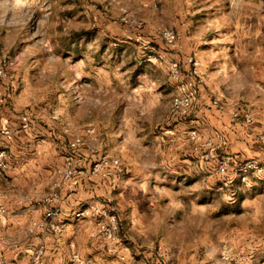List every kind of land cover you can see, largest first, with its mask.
<instances>
[{
  "label": "rangeland",
  "instance_id": "1",
  "mask_svg": "<svg viewBox=\"0 0 264 264\" xmlns=\"http://www.w3.org/2000/svg\"><path fill=\"white\" fill-rule=\"evenodd\" d=\"M166 28L178 36L174 50L158 34ZM190 56L206 84L181 116L172 102ZM3 59L16 64L2 87L0 124L14 134L0 137L9 158L0 190L10 187L13 197L60 191L69 140L90 142L86 129L94 127L92 145L121 166L109 179L88 174L100 185L91 200L122 218L127 239L132 217L148 239L163 237L150 264H264V180L236 182L234 196L220 192L198 150L218 137L203 123L220 109L214 101L223 108L235 96L264 106V0H0ZM172 61L181 79L171 75ZM24 113L33 123L21 133ZM170 254L179 259L169 263Z\"/></svg>",
  "mask_w": 264,
  "mask_h": 264
},
{
  "label": "crops",
  "instance_id": "2",
  "mask_svg": "<svg viewBox=\"0 0 264 264\" xmlns=\"http://www.w3.org/2000/svg\"><path fill=\"white\" fill-rule=\"evenodd\" d=\"M224 93L230 95L226 88ZM229 97H225V107L213 109L211 115L207 114L210 116L208 120L203 121L204 125L209 128L210 135L217 133L218 136H226L228 140L218 153L228 152L240 160L256 158L264 164V106L259 103L257 107H253L239 102L240 97L232 96L233 99ZM246 108L251 109L254 113V122L251 124L246 123L243 118L233 116L236 111ZM20 117L21 115L18 124ZM0 173L4 172L0 171ZM88 177L89 175L82 177L78 186L65 183L60 188L62 202L59 204V208L61 214L53 221H63L64 219L73 222L62 235L53 234L45 226V223L50 221L45 218L46 206L41 202L47 194L33 193L27 197H13L9 192L10 187L6 189L3 185L2 191L0 190L1 203L8 212L6 218L0 216L2 218L0 234L6 238L4 243L0 242V256H3L8 264H34V252L38 243H42L45 245L46 251L39 264H70L73 246L83 256L93 258L97 264H150L153 262L152 255L157 246L155 244L158 242L164 244V239L162 236L155 237V240L148 239L147 229L141 223L137 227L134 217L131 219L134 236H130L129 239L124 234L122 218L120 219V238L118 242L114 243L115 246L112 244L106 246L111 241L95 236L96 226L90 225L84 220L75 219L74 213L80 203L93 202L101 206L91 200L94 194L90 192L91 188L100 185L88 181ZM4 178L10 182L7 177L4 176ZM120 187L122 188L121 185ZM33 222H37L38 226L35 232L29 233L28 229ZM126 247H129L131 252L126 251ZM172 256L173 254H170L168 257L169 263L173 258L179 259V257L171 258Z\"/></svg>",
  "mask_w": 264,
  "mask_h": 264
},
{
  "label": "built area",
  "instance_id": "3",
  "mask_svg": "<svg viewBox=\"0 0 264 264\" xmlns=\"http://www.w3.org/2000/svg\"><path fill=\"white\" fill-rule=\"evenodd\" d=\"M143 25V22L137 23V27H143ZM158 34L171 50L178 47V36L174 30L166 28L159 31ZM187 63L190 67L189 76L178 84L177 93L172 102L173 109L181 116H187L189 114L194 99L199 94L200 89L206 84L200 60L190 56L187 58ZM15 64L16 61L12 59H3L0 61V106L3 96V82L8 76L9 68L14 67ZM169 69L174 78H182L183 70L179 61H172L169 65ZM214 105L220 109L222 108L218 101H214ZM233 116L235 118H243L248 124L254 122V113L249 108L238 110ZM59 117L60 115L58 112L52 113L53 120H58ZM32 118V115L29 113L21 115L19 122L20 131H30L33 123ZM86 133L87 136H89L90 142L80 135L74 136L69 140L68 151L64 160V168L62 169L61 182L64 184L77 182L88 174L102 179H109L115 175L121 166V162L118 158L107 155L102 150V147L92 145L97 139V131L94 127H88ZM13 134L10 127L0 124V137L11 140ZM190 137L198 141V130H191ZM227 142L226 136L220 135L214 139H209L201 143L198 150L201 152V158L213 165L214 174L218 178L217 190L220 192H230L233 194L232 196H234V184L236 182L244 186H249L253 178L264 180V164L256 158L240 160L228 152L219 154V149L226 145ZM7 166V150L3 148L0 149V170L5 169ZM1 198L2 195L0 194V216H5L8 210L1 203ZM61 202L62 195L58 189H54L47 194L41 202L42 205L46 206L45 218L50 221L49 223H45V226L55 235H62L73 223L71 221H53L61 214L59 208ZM74 216L76 220H86L93 217L99 218L95 236L111 242L118 241L120 232L119 217L110 208L88 202L80 203ZM37 226L38 223L33 222L32 226L28 229L29 233L35 232ZM5 241V236L0 234V242L4 243ZM73 248L70 255V264H97L93 258L83 256L75 246H73ZM45 251V245L38 243L33 256L34 264H39L41 262L45 255ZM126 251H130V248L126 247ZM236 260L239 262L241 259ZM0 264H8L3 256H0Z\"/></svg>",
  "mask_w": 264,
  "mask_h": 264
}]
</instances>
